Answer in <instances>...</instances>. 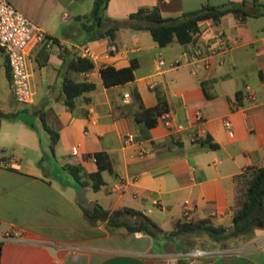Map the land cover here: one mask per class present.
Listing matches in <instances>:
<instances>
[{
  "label": "crops",
  "instance_id": "1",
  "mask_svg": "<svg viewBox=\"0 0 264 264\" xmlns=\"http://www.w3.org/2000/svg\"><path fill=\"white\" fill-rule=\"evenodd\" d=\"M7 1L54 44L47 50L36 44L28 54L32 102L17 103L8 80L11 103L3 106L9 110L0 108V235L18 236L0 241V264H264V227L248 239L200 248L184 236L153 239L89 221L81 206L94 205L77 200V181L65 168L77 166L84 180L96 170L92 154L105 152L111 170L101 172L98 190L83 186L87 202L113 214L121 207L138 210L163 232L184 218L185 209L188 218L229 221L246 169L264 165V16L240 22L226 14L217 24L202 21L190 43L159 47L146 30L129 28L118 30L112 43L87 40L74 17L87 13L93 0ZM226 1L240 0H108L105 14L123 19L140 6L157 5L162 17H175ZM218 31L226 47L210 55ZM75 56L88 57L93 68L69 70L67 62ZM131 59L137 61L133 79L104 87L99 69L125 67ZM65 78L95 88L69 109L61 91ZM131 90L145 107L157 95L167 104L147 130L135 122L130 96L122 100ZM21 108L37 117L46 113V124L58 133L52 149L48 133L42 137L33 120L18 116ZM12 110L15 117L5 116ZM165 118L181 128L164 125ZM127 134L133 141H125ZM205 137L217 148L200 145ZM196 250L201 254H192Z\"/></svg>",
  "mask_w": 264,
  "mask_h": 264
},
{
  "label": "trees",
  "instance_id": "2",
  "mask_svg": "<svg viewBox=\"0 0 264 264\" xmlns=\"http://www.w3.org/2000/svg\"><path fill=\"white\" fill-rule=\"evenodd\" d=\"M108 0H93L90 10L74 17L79 23L82 31L89 34L87 40L105 38L112 43L117 31L123 28L133 30H146L151 39L157 46L163 47L171 42L184 45L190 43L199 31V24L202 21H209L217 24L221 17L231 14L236 20L242 22L248 17L264 16V3L258 0L226 1L218 6L203 5L200 8L181 13L175 17H162L157 5L140 6L135 11L130 12L123 19H111L105 14ZM53 40V39H52ZM54 42V40H53ZM61 58L63 54H60ZM5 72L8 80L10 74L5 61ZM137 66V61L131 59L125 67L114 68L105 65L99 69V75L104 87L121 85L133 79V71ZM67 68L74 72H86L93 68V63L88 57L75 56L67 62ZM95 88L94 83L89 81H73L65 78L61 83V91L64 95L63 103L70 109L76 97L91 92ZM129 96L136 108L133 118L143 130L154 126L157 118L167 110V104L163 98L157 95L156 103L151 107H145L140 101L139 95L135 90H131ZM235 99H241V93H235ZM28 113L29 110L21 108L20 112ZM45 112L41 111L38 118L43 129L49 134L50 147L57 141L58 133L47 126ZM32 129L35 126L26 123ZM200 145L210 149L217 148V144L210 141L208 137L198 141ZM96 170L85 174L82 180L79 168L75 165H66L65 168L77 181V185H88L92 190H98L103 184L101 172L110 171V162L105 152L97 151L92 154ZM246 181L244 186L243 198L236 196L231 206V215L228 227L213 224L205 218H188L176 220L173 229L163 232L157 224L151 221L142 212L129 208L121 207L114 214L109 213L99 204L93 207L81 206L83 215L92 222H104L105 227H121L126 232H142L153 239L160 234L166 238L192 235L196 233L206 234L212 241H223L229 238L243 237L248 239L253 235L254 229L264 227V165L258 167H248L245 171ZM178 264H184L178 261Z\"/></svg>",
  "mask_w": 264,
  "mask_h": 264
},
{
  "label": "built area",
  "instance_id": "3",
  "mask_svg": "<svg viewBox=\"0 0 264 264\" xmlns=\"http://www.w3.org/2000/svg\"><path fill=\"white\" fill-rule=\"evenodd\" d=\"M217 44L209 50V54L221 52L225 49L224 37L221 31L216 34ZM36 44L41 45L43 49H49L53 40L36 24L27 19L22 13L15 9L7 0H0V61H5L9 74L12 95L15 101L22 105L30 104L33 100V91L30 86V73L27 67V57L32 47ZM158 65H163L162 59H158ZM90 71V70H89ZM86 71L84 73H88ZM253 98L251 93H248ZM129 98L128 93H124L122 100ZM199 119L200 115H195ZM164 125L171 127L172 123L168 118L163 120ZM226 129L231 125L228 120L223 121ZM174 129H180V124H174ZM125 141H133V135L127 134ZM72 153H75L72 149ZM157 204V200L152 201ZM183 217L188 216V210L182 213ZM16 234L5 232L0 235V241L17 240ZM192 254H201V251H193Z\"/></svg>",
  "mask_w": 264,
  "mask_h": 264
},
{
  "label": "rangeland",
  "instance_id": "4",
  "mask_svg": "<svg viewBox=\"0 0 264 264\" xmlns=\"http://www.w3.org/2000/svg\"><path fill=\"white\" fill-rule=\"evenodd\" d=\"M52 46H53V44H52ZM10 103H11V96H10V92H9L8 78L6 76L5 66H4L3 62L0 61V108L3 109V110H9V109H6L3 106L4 105H9ZM14 112L15 111L12 110L9 113L12 114ZM18 116L19 117L25 116V117H28L29 119L33 120L35 122L36 126H37L39 134L42 137H47V131L45 129H43V127L41 125V121L39 120V118L36 115H33V113L20 112V113H18ZM243 192H244V187H242L240 190L237 191L238 198H243ZM148 218L151 221L154 220L152 217H148ZM219 224L228 227L229 221L228 220H222L221 223H219ZM164 226H166V225H164ZM184 238H185L186 242H188L190 245H194V246L200 247V248H203V247L206 248L211 243L215 242V241H212L204 233H196V234H192V235H185ZM240 238H243V237H240ZM240 238H238V239H240ZM219 242L220 243H224L225 240L219 241Z\"/></svg>",
  "mask_w": 264,
  "mask_h": 264
},
{
  "label": "water",
  "instance_id": "5",
  "mask_svg": "<svg viewBox=\"0 0 264 264\" xmlns=\"http://www.w3.org/2000/svg\"><path fill=\"white\" fill-rule=\"evenodd\" d=\"M17 115V112H14L12 114L10 113H6L5 116L7 117H15ZM77 200L82 203V204H88L90 206H93L94 203L93 202H87L86 198H85V195H84V188L82 185H78L77 186Z\"/></svg>",
  "mask_w": 264,
  "mask_h": 264
}]
</instances>
